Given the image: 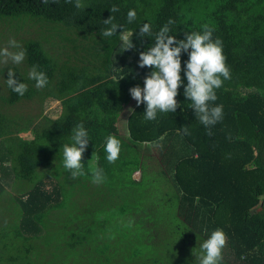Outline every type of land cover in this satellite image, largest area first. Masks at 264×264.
I'll return each mask as SVG.
<instances>
[{
    "label": "trees",
    "instance_id": "16d2710c",
    "mask_svg": "<svg viewBox=\"0 0 264 264\" xmlns=\"http://www.w3.org/2000/svg\"><path fill=\"white\" fill-rule=\"evenodd\" d=\"M81 3L84 8L77 9L75 0H49L48 4L0 0V49L14 39L26 50L23 63H0V194L20 179L30 183L14 198L20 209L14 235L29 246L24 257L9 255L7 260L33 264L25 258L33 247L42 255L40 242L53 244L51 256L62 260L74 253L80 264L91 260L92 250L108 251L104 264H110L121 248L111 243L115 241L110 231L100 228L97 209L102 207L98 203L103 201L102 192L112 193L119 216L136 220L132 208L136 203L127 202L130 192L134 195V184L142 182L148 194H155L166 181V170L149 172L130 142H159L171 190V195L162 190L167 198L160 199L174 213L169 217L172 224L152 218L153 213L147 215L145 209L153 208L158 199L143 201L142 242L127 239L129 264H200L201 244L216 228L228 238L221 264H264V0ZM113 6L119 11L112 13ZM129 9L137 12L132 23L127 21ZM109 16L125 32L133 33L132 49L124 51L120 28L111 37L102 36L109 27L103 21ZM169 19L174 21L169 34L177 40L208 25L213 39L222 41L231 78L216 90L214 105H223V118L211 126L209 136L184 96L188 55L182 52V85L175 98L179 107L173 113L158 112L149 121L144 118L146 105L135 103L126 120V141L117 128L119 112L132 100L129 90L142 88L152 71L139 67V54L154 45L155 33ZM144 23L152 26V36L139 35ZM33 65L47 75L43 88L29 78ZM9 69L27 85L23 96L7 86ZM51 102L58 103L57 113L49 109ZM29 103L37 107L29 109ZM18 104L28 109L18 110ZM80 123L88 131L89 142L82 159L84 175L73 178L63 166V145L72 143L73 129ZM110 134L121 141L114 163L108 162L105 151ZM97 167L105 176L99 184L92 182ZM141 167L140 177H134ZM57 217H66L61 222L62 236L55 226Z\"/></svg>",
    "mask_w": 264,
    "mask_h": 264
},
{
    "label": "clouds",
    "instance_id": "9594fccd",
    "mask_svg": "<svg viewBox=\"0 0 264 264\" xmlns=\"http://www.w3.org/2000/svg\"><path fill=\"white\" fill-rule=\"evenodd\" d=\"M52 2L55 3L56 0ZM42 3L48 4L49 0H42ZM74 6L77 9L84 8L81 0H75ZM110 11L115 13L119 11V8L113 6ZM136 17V10L129 9L127 21L132 23ZM113 21V16L103 21L105 25H109L102 31L103 37H111L117 33L118 28L122 29V26ZM173 23L174 21L169 19L165 25L160 27L155 33L154 45L139 54V67H149L152 71L144 78L143 87H132L129 90L130 95L137 106L141 103L146 105L144 111L146 120H155L158 112H175L179 107L175 98L182 85L181 54L182 52L187 53L188 59L184 66V77H186L187 84L184 87V96L191 101L197 119L209 129L207 134L211 136V126L223 118V105H214L217 100L216 90L223 86L225 80L231 78V71L223 54V43L219 38L213 39V29L208 25H203L200 32L185 33L184 39L177 40L175 36L169 34L171 32L169 25ZM120 35L124 51L132 49L134 47L131 40L133 33L122 29ZM139 35L141 37L152 36V26L144 23L139 28ZM25 58L26 50L14 39L8 42L7 47L0 49V63L7 64L11 61L13 64H21ZM7 75V86L13 92L23 96L27 91V85L14 78L15 71L12 69L8 70ZM29 78L35 81L37 88H43L48 84L47 75L43 71H38L36 65L32 66ZM183 132L185 135L188 134L186 126ZM71 140V144L63 145V166L70 171L73 178H77L84 175L82 159L89 142L88 131L83 123L75 126ZM105 151L108 162L114 163L119 159L121 141L115 135L110 134L106 138ZM104 180L103 169L98 167L94 169L92 182L99 184ZM227 240L223 229L213 230L201 244L203 255L200 258V264H221Z\"/></svg>",
    "mask_w": 264,
    "mask_h": 264
},
{
    "label": "rangeland",
    "instance_id": "374dc122",
    "mask_svg": "<svg viewBox=\"0 0 264 264\" xmlns=\"http://www.w3.org/2000/svg\"><path fill=\"white\" fill-rule=\"evenodd\" d=\"M135 100L132 99L126 106H124L118 116L117 120V128L119 131V134L128 141V132L126 128V120L127 116L132 110ZM29 109H34L37 107V104H31L29 103ZM49 105L52 108H49L50 110H54V113H57L59 110V106L57 102H51ZM18 110H26L27 105L18 104L16 107ZM131 109V110H130ZM48 110V108H47ZM52 113V112H51ZM29 133H22L23 136L28 135ZM132 146L137 149L140 156L138 157L139 162L142 159L144 164L146 165V168L149 172H157L161 169H165V179L163 184H160L158 188L154 191L155 194H148V190L145 187V184L142 185V182L134 184L133 188L135 190L134 195L132 192H130V197L127 199V202L129 205L135 204L137 207H132L135 212H137V219L132 220L128 219L127 216H119L118 210L120 209L119 206H116L117 201L113 199L112 193L102 192L103 201L98 202L99 204H102V207H96V209L99 211L100 219L102 220L100 228H105L106 231H110V233L113 236V241L111 242L115 248H121L118 252L117 256H112L111 263L110 264H129V244L127 239H137L141 240V231H142V222L144 223L145 218L142 217V202L145 200H152L155 201L158 199V203L154 205L153 208H146L145 210L148 212L147 215H151L153 213L154 219L161 220V218H165L164 220L168 224H172V221L169 217L172 218L174 215L173 211L171 210L169 204L163 203L160 198H167V195H161V191L167 190L168 195H171V190L169 188V173L166 168V163L163 159V156L161 155V152L164 151L161 147V144L159 142L156 143H146L144 145H137L136 143L130 142ZM142 167L141 169L135 170L133 172L134 177L139 178L141 175ZM162 179L160 178L161 182ZM168 183V184H167ZM30 186V183L26 180H18L17 182L12 183L10 186H7V188L0 194V264H23L20 263L18 260L15 263H11L7 260V256H17L20 258L21 256H25V246H29V243L24 240H17L14 235V229L16 226V221L18 218V215L20 213L19 206L15 202V196L22 193L25 189H27ZM144 188L145 190H142ZM105 191V190H104ZM91 194V193H90ZM155 195H157L155 197ZM90 196V195H89ZM151 196V197H150ZM148 198V199H146ZM150 212H149V211ZM149 216H147L148 218ZM57 226L59 235L62 236V228L61 225L63 221L66 220V217L60 218L57 217ZM54 226V227H55ZM58 238V237H57ZM54 235V241L57 239ZM117 241V242H116ZM110 244V242H108ZM52 245L45 246L44 244H40L39 246L42 249V255H38L34 247L31 249L29 258H25V261L30 259L33 260V264H80L79 259H77L74 256V253H67L66 256H64L61 259L55 256H51L48 254L51 249ZM103 246V244H102ZM101 246L100 250H103V247ZM141 247V245H136ZM105 249V248H104ZM93 254H91L90 259L86 260L84 264H104V261L110 257V254H108V251L105 252V254L100 253L96 250H92ZM63 254V253H62ZM195 254V253H194ZM197 258L199 257V254ZM138 260L142 261V256L138 257ZM45 261V262H42ZM24 262V261H23Z\"/></svg>",
    "mask_w": 264,
    "mask_h": 264
},
{
    "label": "crops",
    "instance_id": "0c3cea01",
    "mask_svg": "<svg viewBox=\"0 0 264 264\" xmlns=\"http://www.w3.org/2000/svg\"><path fill=\"white\" fill-rule=\"evenodd\" d=\"M131 112V111H130ZM118 120V119H117Z\"/></svg>",
    "mask_w": 264,
    "mask_h": 264
}]
</instances>
